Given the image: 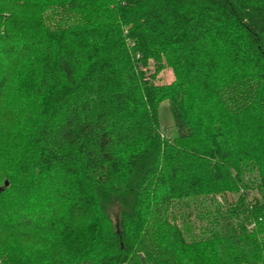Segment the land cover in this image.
Masks as SVG:
<instances>
[{
  "label": "trees",
  "instance_id": "16d2710c",
  "mask_svg": "<svg viewBox=\"0 0 264 264\" xmlns=\"http://www.w3.org/2000/svg\"><path fill=\"white\" fill-rule=\"evenodd\" d=\"M143 259L264 264V0H0V264Z\"/></svg>",
  "mask_w": 264,
  "mask_h": 264
},
{
  "label": "rangeland",
  "instance_id": "374dc122",
  "mask_svg": "<svg viewBox=\"0 0 264 264\" xmlns=\"http://www.w3.org/2000/svg\"><path fill=\"white\" fill-rule=\"evenodd\" d=\"M152 71L156 72V83L158 84H166L169 85L171 84L174 79H175V74L173 69L167 65L166 63L163 64V66L156 71V66H154V63H151V68ZM158 114L160 117V122H161V127L163 128V134L166 136H169L170 138L174 139V137L177 134V130L175 127V122H174V118H173V114L170 108V104L168 99L162 100V102H160L159 107H158ZM251 197L256 195L257 197H259V192L256 190H252L250 192ZM238 194H227L226 199L228 201H234L236 198H238ZM220 201L224 202L223 198H218ZM196 221V225L195 224H185V230L187 233V237H189V239H192L193 237H195L194 235L199 233V228H197L198 225L200 224V221L197 220V218H194ZM142 264H148L146 262V260H142Z\"/></svg>",
  "mask_w": 264,
  "mask_h": 264
},
{
  "label": "water",
  "instance_id": "95a60500",
  "mask_svg": "<svg viewBox=\"0 0 264 264\" xmlns=\"http://www.w3.org/2000/svg\"><path fill=\"white\" fill-rule=\"evenodd\" d=\"M8 183H9V182H8V181H6V183H5V186H7V185H8Z\"/></svg>",
  "mask_w": 264,
  "mask_h": 264
}]
</instances>
